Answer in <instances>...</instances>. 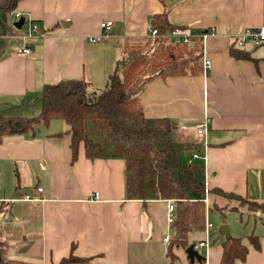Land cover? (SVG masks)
Returning a JSON list of instances; mask_svg holds the SVG:
<instances>
[{
	"label": "crops",
	"instance_id": "crops-1",
	"mask_svg": "<svg viewBox=\"0 0 264 264\" xmlns=\"http://www.w3.org/2000/svg\"><path fill=\"white\" fill-rule=\"evenodd\" d=\"M14 11L28 32L31 25L42 30L22 38L23 26L13 29L21 17L0 21V112L27 117L39 115L45 84L86 79L103 88L125 39L150 36L155 15L166 13L174 28L194 34L213 29L206 42L211 66L204 70L202 62L198 75L152 80L142 92L144 115L174 121L173 140L191 145L179 160L204 166L206 208L250 212L213 193L216 187L264 204V44L235 40L264 23V0H20ZM108 20L110 35L89 41ZM24 45L29 54L18 52ZM66 130L40 125L0 142V202L8 203L0 236L11 244L9 258L56 264L73 253L87 261L70 264H220L227 236L214 226L207 235L206 221L203 231L189 234L202 260L191 261L182 247L171 259L164 238L173 237L168 217L175 219L176 207L170 213L168 199H129L121 157L92 159L81 144L73 160ZM27 194L34 199H23ZM260 244H247L246 260L236 264H264V239Z\"/></svg>",
	"mask_w": 264,
	"mask_h": 264
},
{
	"label": "trees",
	"instance_id": "trees-1",
	"mask_svg": "<svg viewBox=\"0 0 264 264\" xmlns=\"http://www.w3.org/2000/svg\"><path fill=\"white\" fill-rule=\"evenodd\" d=\"M19 1L0 0V21L7 18ZM152 26L158 29V36L125 39L122 55L107 75L103 88H92L86 79L60 80L43 86L39 115L27 117L0 112V142L6 135L34 133L40 125L47 126L52 120L62 119L68 125L65 132L71 134L73 160L77 159L81 144L89 158H123L129 199L138 198L144 202L174 199V234L168 244V256L174 259L176 248L190 245L189 234L205 228V171L202 165L180 162L179 154L189 150L191 145L173 140L174 121L144 115L142 92L158 77L200 74L202 46L199 40L174 44L164 36L175 27L166 13L155 15ZM212 192L238 199L249 209L259 205L264 208L263 203L234 192L217 187ZM7 205L5 201L0 202V215L7 210ZM250 241L257 249L261 248L259 236L251 235ZM222 246L220 264L245 261L249 253V246L241 237L227 236ZM10 249L11 244L0 236V264H42L11 259ZM86 261L71 253L56 264Z\"/></svg>",
	"mask_w": 264,
	"mask_h": 264
},
{
	"label": "built area",
	"instance_id": "built-area-1",
	"mask_svg": "<svg viewBox=\"0 0 264 264\" xmlns=\"http://www.w3.org/2000/svg\"><path fill=\"white\" fill-rule=\"evenodd\" d=\"M10 15L14 16L17 20L20 19L21 15L17 11H10ZM112 21H104L101 23V27L103 29V32L98 35H92L89 36L88 39L91 42H100L102 41L105 37L110 35V29L112 26ZM37 26L31 25L30 31L27 33H24L20 35L22 38H27L30 36L32 33L36 32ZM159 31L157 28H152L150 32L151 37L158 36ZM214 34L213 29H205L201 31L200 33H192L189 29L181 28V27H176L174 29H171L167 33L164 34L170 41H172L175 44H188L192 42L195 39H201L202 41V62H203V69L206 70L211 66V61L207 56V50H206V42L209 36ZM235 40L238 46H244L246 43L251 42L254 45H263L264 44V23L262 25H259L257 27H247L243 29L240 33L235 35ZM31 51V48L28 45H24L21 48L18 49L19 53L22 54H29ZM205 130V125L200 124L198 127V132L202 133ZM197 156V155H195ZM43 189L41 187H38V191H42ZM95 197H99V192H95ZM25 200H31L34 199L33 196L27 194L23 197ZM168 210L171 213L175 209V201L174 199H168ZM204 201L208 203V190H206V195L204 198ZM169 222L172 223L174 222L173 216L168 217ZM213 227V224L206 220V234L209 235L210 229ZM164 241L169 243L171 241V236H166L164 238ZM207 242L202 241L199 243L198 246H204L206 245Z\"/></svg>",
	"mask_w": 264,
	"mask_h": 264
},
{
	"label": "rangeland",
	"instance_id": "rangeland-1",
	"mask_svg": "<svg viewBox=\"0 0 264 264\" xmlns=\"http://www.w3.org/2000/svg\"><path fill=\"white\" fill-rule=\"evenodd\" d=\"M11 21L13 23L14 19H11ZM21 31L28 32V25H23ZM55 124H60V127L62 125L63 127L65 126V128H68L67 123L62 119L51 121L48 124V127L52 128ZM13 189V182L10 181L8 183V191H10L11 193ZM236 200L238 201L240 206L247 207L250 212L246 210L243 213L242 211H238L236 209L233 210L231 208H225L222 212L215 210V205L211 204V206L207 208V220L213 224L216 235L219 234V229L222 225H228L231 231V235L235 237H241L246 244L253 246V243L250 241L251 235L259 236L260 241L264 239V208L259 205L261 208L259 206H254L252 209H249V206L247 204L241 203V201L238 199ZM254 209L255 211H253ZM193 242L194 241H192V238H190V243L192 244Z\"/></svg>",
	"mask_w": 264,
	"mask_h": 264
},
{
	"label": "water",
	"instance_id": "water-1",
	"mask_svg": "<svg viewBox=\"0 0 264 264\" xmlns=\"http://www.w3.org/2000/svg\"><path fill=\"white\" fill-rule=\"evenodd\" d=\"M24 24V18L21 17V19L17 22L14 23L15 27L20 29ZM42 30V29H41ZM41 30H37L38 32L41 31ZM219 232L221 234H225L226 236H231V231H230V228L228 225H222L219 229ZM186 254L188 256V258L191 260V261H195V260H199L201 261L203 256L200 254L199 250L195 247V244L192 243L190 244L187 248H186Z\"/></svg>",
	"mask_w": 264,
	"mask_h": 264
}]
</instances>
